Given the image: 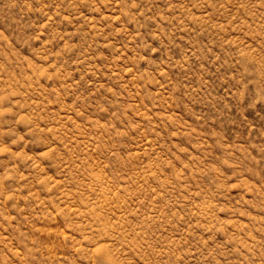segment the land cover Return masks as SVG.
<instances>
[{
	"label": "rangeland",
	"instance_id": "obj_1",
	"mask_svg": "<svg viewBox=\"0 0 264 264\" xmlns=\"http://www.w3.org/2000/svg\"><path fill=\"white\" fill-rule=\"evenodd\" d=\"M0 264H264V0H0Z\"/></svg>",
	"mask_w": 264,
	"mask_h": 264
}]
</instances>
